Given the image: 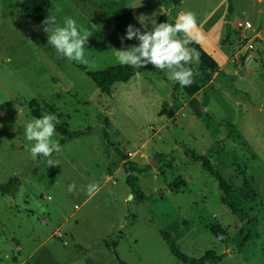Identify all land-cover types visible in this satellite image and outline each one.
<instances>
[{"label":"rangeland","instance_id":"obj_1","mask_svg":"<svg viewBox=\"0 0 264 264\" xmlns=\"http://www.w3.org/2000/svg\"><path fill=\"white\" fill-rule=\"evenodd\" d=\"M21 1L0 0V185L20 181L16 192L0 193V264H119L115 256L125 264H186L171 255L157 230L169 233L187 256L220 255L206 264H264V11L258 12L264 0H230V14L227 0H182L179 6L96 0L127 8L142 31L160 14L176 23L181 12L195 13L194 42L216 67L211 71L200 60L187 65L197 86L193 95L153 65L100 93L85 71L119 64L116 50H123L106 18L90 0H50L56 26L71 17L91 32L88 63L70 62L47 43L42 23L21 12ZM243 21L251 27L239 28ZM34 109L58 118L53 139L61 151L51 157L57 166L31 158L34 142L24 129L36 118ZM60 127L80 134L67 138ZM115 150L127 159L120 161ZM194 154L213 162L239 193L250 208L246 219L222 203L216 180ZM128 160H154L138 174L147 200L130 197L122 169ZM176 178L182 185L169 189ZM90 183L100 185L92 198ZM213 224L226 229L225 242L209 231ZM105 242L115 243L113 251Z\"/></svg>","mask_w":264,"mask_h":264},{"label":"clouds","instance_id":"obj_2","mask_svg":"<svg viewBox=\"0 0 264 264\" xmlns=\"http://www.w3.org/2000/svg\"><path fill=\"white\" fill-rule=\"evenodd\" d=\"M43 31L48 33L47 43L56 52L70 62L87 64L85 48L91 37V32L83 26H78L75 19L66 17L64 26L58 27L54 15H48L42 22ZM151 29L136 28L127 25L124 36L120 37L123 50H116V59L121 66L142 68L149 64L155 69L168 72V79L178 82L182 87H190L194 83V72L187 65L193 61L199 62V52L189 45L197 40L198 22L195 13L181 12L175 24L157 23L152 20ZM142 26L143 24L140 23ZM183 34V38H180ZM137 40L138 45L125 46L124 41ZM202 39V37H199ZM10 62V60L8 61ZM58 118L54 114H45L34 118L25 125L24 135L29 142H34L29 148L31 158L38 156L47 158L49 167L57 166L58 161L51 157L61 151L59 141L53 139ZM76 185L68 186V191H75ZM100 191L98 183L87 186V195L94 197ZM222 239L223 237H219Z\"/></svg>","mask_w":264,"mask_h":264},{"label":"trees","instance_id":"obj_3","mask_svg":"<svg viewBox=\"0 0 264 264\" xmlns=\"http://www.w3.org/2000/svg\"><path fill=\"white\" fill-rule=\"evenodd\" d=\"M93 6L106 18L109 25L121 36L125 35L126 27L129 24H132L136 28H140V24L138 20L134 17V15L124 6L120 5L116 2H111L109 4H101L96 0H90ZM182 0H170L172 6H179ZM227 13L230 14L232 7L230 0H227ZM50 0H22L20 2V10L21 12L29 18L32 22L40 24L47 16L50 8ZM106 5V6H105ZM228 15L225 18V21L228 22ZM157 23L168 22L170 24H175L174 21L168 19L166 14H160L157 19ZM227 26V35L222 40V42L228 39V24ZM151 29V28H150ZM149 29V30H150ZM180 38H183V34H180ZM128 42V40H125ZM191 48H194L197 52H199V60L202 64L211 71H214L216 67V62L211 59L209 55L203 52L199 46L193 42L189 45ZM151 65V64H149ZM147 65V66H149ZM142 68H133L130 66H121L120 64H114L107 66L100 70L95 71H85V74L93 81L96 85L97 89L100 93L109 94L111 87L114 83L117 82H127L132 76H134L137 72H143L147 67ZM183 90L188 95H193L197 90V86L191 85L190 87H182ZM202 102L204 105L207 102L206 94L203 95ZM165 103V102H164ZM163 103V104H164ZM164 111V108H161L159 114ZM169 115H172V112H168ZM32 115L36 118L42 117L37 110H32ZM106 118L104 123H106ZM233 127V126H232ZM58 131L65 137L71 138L79 136L80 132L70 131L64 127L58 128ZM104 132V129H103ZM60 143H63V140H60ZM117 152L119 160L123 161L127 159L126 154H121L118 150ZM161 157V155H159ZM193 159L200 161L202 167L216 180L219 192L221 194L222 203H224L229 210L235 215L237 219L243 221L249 216L250 208L246 204V202L242 199L239 193L225 180L222 179L221 175L217 171L216 165L209 161L206 157L198 154L193 155ZM236 168H240V165L235 164ZM125 173V184L128 186L130 190V194L132 195V199L136 201L147 200L148 197L143 193L139 184H138V174L144 171H148L150 169L149 164L139 165L135 161L128 160L122 167ZM244 166L241 168V174H244ZM183 181L180 178H176L173 182L168 185V188L171 190H176L178 187L182 185ZM20 181L17 177L10 178L6 183L0 185V193L3 194H12L16 192L17 187L19 186ZM209 231L212 235L219 241L225 242L228 239L227 231L224 227L219 224L208 225ZM158 235L161 239L166 243L169 252L172 256H174L177 260L186 264H206V262L210 261H218L220 260V255H216L213 251H206L201 257L194 258L187 256L180 252L176 247V244L173 238L169 233L157 230ZM223 237L220 239L219 237ZM250 237V231L241 238L238 247H241L244 242ZM105 246L107 248L112 249L115 246V243L111 245L105 242ZM116 261L119 264L123 263L117 256H115Z\"/></svg>","mask_w":264,"mask_h":264},{"label":"built area","instance_id":"obj_4","mask_svg":"<svg viewBox=\"0 0 264 264\" xmlns=\"http://www.w3.org/2000/svg\"><path fill=\"white\" fill-rule=\"evenodd\" d=\"M238 27L239 28H243V29H248L251 27L250 23L249 22H246V21H243V22H240L238 24Z\"/></svg>","mask_w":264,"mask_h":264},{"label":"crops","instance_id":"obj_5","mask_svg":"<svg viewBox=\"0 0 264 264\" xmlns=\"http://www.w3.org/2000/svg\"><path fill=\"white\" fill-rule=\"evenodd\" d=\"M256 1L257 3H261L263 0H256ZM263 11H264V7L261 10H258V12H260L261 14H263ZM199 27L202 28V25L200 24Z\"/></svg>","mask_w":264,"mask_h":264},{"label":"water","instance_id":"obj_6","mask_svg":"<svg viewBox=\"0 0 264 264\" xmlns=\"http://www.w3.org/2000/svg\"><path fill=\"white\" fill-rule=\"evenodd\" d=\"M149 165L150 166H153L154 165V160H152L151 162H149ZM132 195L130 194V197H131Z\"/></svg>","mask_w":264,"mask_h":264}]
</instances>
